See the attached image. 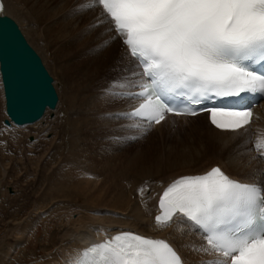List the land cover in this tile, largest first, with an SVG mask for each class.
Wrapping results in <instances>:
<instances>
[{
  "label": "bare ground",
  "instance_id": "6f19581e",
  "mask_svg": "<svg viewBox=\"0 0 264 264\" xmlns=\"http://www.w3.org/2000/svg\"><path fill=\"white\" fill-rule=\"evenodd\" d=\"M1 2H3L5 5L4 12L10 14L17 21L23 34L27 37L28 41L33 45V47L34 45L36 46L34 47L35 49L41 51L43 49L45 52L47 50H53L55 57H57V60L60 61V66L65 69L66 74L67 71L73 70L77 76L82 78V75L84 73L83 71H85L83 70V68L89 66L85 64H88L89 62L91 63V61L98 57L99 54H106L107 75L113 74L112 76H114V78L110 79L111 81H119L120 79H116L115 77H118L120 74H122V76L126 75V77H129V79L139 78L133 77L131 75L132 73L140 72L141 70L135 67V59L129 55L128 51L126 50L125 46L122 44L120 39L115 38L110 41V38L116 37L117 34L115 31L109 30L112 26L110 25L109 20L107 19L103 10L97 3H94V0H1ZM84 4H94V6L91 7L92 9H94V11L91 12L92 10L90 11V8L87 10H79V6ZM102 37H105L107 38V41H110V46H120V54L123 61V65L121 68L120 56L116 52V48L104 46V42L101 40ZM44 51H42V55L45 54ZM48 55L50 56L51 54ZM42 59L44 63L47 62V60L44 61V57ZM47 63H50V60ZM50 67L49 70L51 71ZM128 67L129 70L126 72V69ZM91 69L93 70V68ZM81 70L83 71L81 72ZM93 75L92 77L96 76ZM92 80L94 79L90 78L87 81H89L90 83L94 82ZM124 83V81H119L116 84V86H118L119 88H116L115 85L114 87H111L115 89V91L113 92L118 93L134 91L135 88L121 87V84ZM89 86L90 85H88V87ZM60 89H63L60 90L62 92L65 91L64 88ZM74 89L75 88L71 84L68 89L69 94H66L67 92L65 91L63 94H66V96H62L63 98H66L65 102L69 105L67 108L73 107L75 110L77 109L75 113L71 114H74L73 116H69V114L71 113L69 112L70 109H68L69 114L65 115L63 113L62 116V118L64 117V119H62L64 125L67 122L69 123V125H72L74 127V130L71 132L73 133V135L70 134L71 144H68L70 145L71 150H68L69 153H65L67 156H61V151H59L60 149L54 150L48 155L46 153L48 150L45 151L43 148H40V150L38 151H36L37 149L32 150V146L30 145L31 143L28 144L29 147L27 148L31 149L32 151L29 154L23 152L27 156L30 155V160L28 162L29 164L34 165L33 174L37 173V175L35 174L37 176L36 178L32 174L34 176L33 180L36 181L37 184L40 182L42 183V181L47 183L43 189L44 196H42L41 200H39V202L42 201V203L40 202L41 205H38L39 202L35 204V207L31 210L26 221L16 222L17 227L16 231H14V237L17 239V241L19 240V242H24L26 239H28L30 235H32V229H34L36 221L41 218L44 213L46 214L47 212V210H45V205L49 202H52V204H54V207L48 208V212L54 213V211H58L57 214L59 215L57 222L51 228V232L46 235L47 238H45L46 242L44 243V247H47L48 249L46 252V255L48 254V258L45 262H40V264H75V259L78 257L79 253L81 252L82 248L88 240H99L104 235H109L110 233L119 229H128L146 235L150 238L166 240L178 251V253L185 261V264H198V262L200 261L212 260L214 258L219 257L220 253L218 252L209 251L205 253L203 251L193 250V246L207 247L206 238L197 228L194 229L192 225L186 223L183 218L174 217L170 225L161 226L158 225L153 219V215L158 211L157 198L160 188H162V186L166 185V183L170 182L172 179L179 175L199 172L201 170L206 171L210 169L213 164L221 165L224 168L225 172H227L231 176L242 178V180L256 182L264 181V147H261L260 145V148H258L261 155V158L259 160L254 155L255 153L251 152L249 150V147L245 146L247 127L245 126L244 128L236 131L215 128L212 124L208 122L206 114L204 112L197 113L196 115L191 116L167 114L163 121H161L159 124L155 123L154 125L151 123H145L144 121L139 120L136 117H123V119L121 120L119 119L120 117L114 114L117 111L128 112L127 110L133 107L139 101L138 99L117 98L114 96V93L111 92L110 94L100 95H91L94 94L91 93L87 94V96L85 94L84 96L82 95L83 92L81 91V95H78L79 97H77L76 93H79V91H77L76 89L77 92L75 93ZM0 96L2 98L1 85ZM58 99L53 108L45 107L42 114L32 122L23 123L20 125L12 123L9 126H4L2 121H0V186L4 184V180L6 178L12 177V175L22 180V175L19 174L20 171L19 169H17V165L21 166L22 154L21 150L17 148L18 143L15 144V140L18 138L16 137V134L18 132L14 130H28V128L30 127L34 128L35 125H37L38 127V124H40L41 121L40 119L43 117L44 120V117L48 114V112H59L58 108H60L59 106L64 100L60 101ZM108 99L113 100V102L112 104H109V107L107 105L105 107V100L107 101ZM2 100L0 102H2ZM98 107L99 110L97 109L94 113H98L99 111L104 112L102 115H100L101 118H97L98 120H101L99 121V124H103V126H98L100 128H98V131L101 132V129L106 128V124H111L107 126L110 127L108 129L109 132H112V134H117V132L121 133V129H126L127 127H129L130 129L127 128L129 130V134L139 137L141 134L136 132H142L144 128L160 129V127L164 124L167 127L169 126L168 124L170 123V118H178L179 120L177 121L175 128H171L172 132L177 129L178 133L176 132L175 134H172L171 141L169 140V142L176 144L171 145L175 147L171 148L172 153L168 156L169 161L173 162L171 163V166L168 169L164 168L162 166L163 161H161L160 164L156 165L159 167H148L147 169L144 168L143 171H137L136 178L131 179L129 178L130 176H128V180H126L125 183L122 181L124 185L118 184L117 179L116 181H114L115 177L112 176L113 181L111 182L108 180L111 183L110 185H107V182H105L107 187L103 185H98V187L95 188L97 186H95V183L94 185L92 184L88 185L87 187H81L79 181L81 180L80 176H83V171L80 174L79 170H84L87 168V165L85 164L86 162L81 159L84 158L82 157V153L83 155H85L84 153H86L85 150L88 148V145H92L89 144V138H91L92 135H95L93 133L89 136L88 134L92 131L85 132L82 128L87 126V128L89 127L90 130L93 129L92 127L94 126V124L96 125V122L98 120L95 122L94 120L92 121L91 119L93 118L91 113ZM100 107H102V109H100ZM65 109L66 108H64V110ZM254 111L259 112V114L262 116L260 118V129L264 131V98L260 99L255 104V106L253 107V113ZM108 113H111L113 115L108 116ZM88 114L89 117H91V119H89V122L86 117L88 116ZM255 115L256 114H253L252 120L254 119ZM95 116H97V114ZM124 118L127 121H125ZM45 120L44 124L45 122L47 123V121ZM112 121H116L118 123L117 128L112 126ZM49 122L50 121H48V125L45 124L46 126H43L42 124V126L39 125L38 128H34L35 130L33 131V133L36 139V142L34 143L35 145H45L47 143L45 133L52 129L55 131L54 126H57V124L55 123V121L53 123ZM133 124L137 125V127H131V125ZM4 127L6 128V130H8L7 127H10L9 130L12 129L9 133V135L11 136V141L8 150L3 148V142L1 141V137L2 135H4ZM96 129L94 127V130ZM30 130L32 131V129H29L28 132ZM64 130L65 129H63V131ZM180 132L184 133L183 137L180 136ZM4 136L2 137V139L4 138ZM94 140L98 141V138ZM95 141L94 144L96 143ZM101 141L104 140L102 139L100 140V142ZM53 142L54 138L48 143L51 145V143ZM263 142L264 140H260L257 143L261 144ZM62 144L64 145L63 141ZM96 146L97 145L95 144V148ZM241 146L243 147L242 155L238 153V151L241 150ZM67 148L69 149V147ZM246 149H248L249 152H247ZM101 150H99L100 152L98 151L100 155ZM87 151L94 152L93 150L89 149ZM90 154L92 153H89V155ZM245 154H248V158L244 157ZM97 155L99 154L97 153ZM100 155L95 157H93V155V158L91 157V165H88L91 170L94 169L96 165H98L97 161L98 163H100ZM171 155L173 156L171 157ZM198 155L214 156L213 161L208 159L205 162H201L200 164L196 165L195 167L191 166L190 162H194V160L196 159L195 157H197ZM6 157H9L10 160H6ZM88 158L86 157V159ZM90 160L88 159V161ZM258 161L260 162V164H258ZM181 163L186 164L183 165L186 168H181ZM110 164L104 165L107 171H109L107 166L109 165L110 167ZM114 165L116 166V164ZM101 166L103 165L101 164ZM113 166H111V168ZM129 167L132 168L131 166ZM96 170L99 171L97 167ZM102 170L106 172L105 169ZM126 170L124 171L127 173ZM123 172L120 173L123 174ZM78 173L80 174V176L78 175ZM88 173H91V171H88ZM107 173L108 172H106V174ZM110 173L112 175L114 174V172L112 173L111 171ZM115 174H117V172ZM123 178L125 177L123 176ZM90 179L88 181H91ZM136 186V190L138 191H135ZM110 187L112 190H114V193L112 190L110 191V189L107 190V188ZM147 190H149L148 193H146ZM148 194H150L148 199L149 201H146L147 199H145V197H147ZM79 195L82 196L85 205L79 206L78 208H75L74 205H72V207H68L70 201L68 199L75 200V198H77ZM54 199L56 200V203H53ZM57 199L62 200L60 202H63L65 200L66 202H64L68 206L65 207L61 206L62 204H57ZM70 204H72V202H70ZM104 212L105 214H102ZM5 247V249L3 246L0 247V264H14L13 262H10V259L13 257V252L16 250L17 247H15L14 250L11 245L6 244ZM50 247H53V250L49 249ZM6 257L8 258L6 259ZM20 264L23 263L20 262Z\"/></svg>",
  "mask_w": 264,
  "mask_h": 264
},
{
  "label": "snow or ice",
  "instance_id": "6c2138e0",
  "mask_svg": "<svg viewBox=\"0 0 264 264\" xmlns=\"http://www.w3.org/2000/svg\"><path fill=\"white\" fill-rule=\"evenodd\" d=\"M102 6L112 27L123 37L138 79L121 78V87L140 91L114 93L117 98H143L131 112L118 117H140L159 124L165 113L196 115L193 107L170 106L174 96L199 105L213 95L264 93V0H94ZM94 4L79 6L87 10ZM5 9L0 2V13ZM110 41H105L104 46ZM211 123L222 130L249 125L253 112L212 107ZM111 116L113 114H107ZM135 128L137 125L133 124ZM146 134V132H145ZM132 136L131 139H137ZM119 139V138H118ZM155 217L158 225L183 218L206 237L195 251L220 256L198 264H264V181L241 182L219 166L205 174L185 175L163 192ZM94 264H185L164 239L121 231L81 251ZM98 258V259H97ZM75 264H84L77 260Z\"/></svg>",
  "mask_w": 264,
  "mask_h": 264
},
{
  "label": "rangeland",
  "instance_id": "374dc122",
  "mask_svg": "<svg viewBox=\"0 0 264 264\" xmlns=\"http://www.w3.org/2000/svg\"><path fill=\"white\" fill-rule=\"evenodd\" d=\"M90 11L93 12L94 9L90 8ZM105 32H106V30H105ZM119 39H120V37H119ZM101 40L103 42H105V41H107V38H105V37L103 38L102 37ZM34 47H36V46L34 45ZM107 47L116 48V52L120 56V63H121L120 68H121L122 65H123V61H122V57H121V54H120V46L119 45H116V46L111 45L110 46L109 43H108L107 44ZM36 50L39 52V54H40L41 57L42 56L44 57V61L47 60V62H49V60H50V63L45 62V64L48 67L47 69H48L50 75L52 76V82H53V85H54V87L56 89V92L58 94V98H59L58 100H60V101L61 100H64V101H62L64 103L61 102V105L62 106L61 105L59 106L60 107V108H58L59 109V112L50 111L44 117L45 119L47 118L46 120L44 119L45 121H47V123L45 122L46 125H48V121H50L49 123H53L55 121V123L57 124V126L56 125L54 126L55 127V131L52 129V130L47 131L45 133V138L47 139V143L45 145L41 144L42 145L41 146L39 144H36L37 145L36 146L34 144L36 142V139H35V136H34V133H33V131L35 130L34 129L35 127L38 128L39 125L40 126H42V124H43V126L45 125L44 124L43 117L40 119L41 121H40V124H38V127H37V125H35L34 128L33 127L28 128V130L29 129H32V131L31 130L29 131L31 133H29L28 130H25V129H21V130L16 129V130H14V131H17L18 132V133L16 132L17 133L16 134V137L19 138V139L17 138L18 140L17 139L15 140V144L18 143L17 144V146H18L17 148L19 150H21V154H22L21 166H18L17 165V169H19V171H20L19 174L22 175V180L18 179L16 176L12 175V177L6 178L8 180L5 179L4 180L5 181L4 184L0 186V247L3 246L4 249H5L6 248L5 247L6 244L7 245H11L12 248H13V250H14L15 247H17L16 250L13 252L14 253L13 254V257L14 258L12 257L10 259V262H13L14 264L15 263L16 264H18V263L20 264V262L23 263V264H38V263L40 264V262L42 263L43 261L45 262L47 260L48 254L46 255V252H47L48 249H47V247H44L45 246L44 243L46 242L45 238H47L46 235H48L51 232V228L57 222L58 215H59V214H57L58 211H54V213L53 212L52 213L48 212L49 211L48 208L54 207V204H52V202H49V203H47L45 205L46 207L44 206L45 207V210H47L48 213L47 212H46V214L44 213L41 216V218H39L36 221L35 227H34V229H32V233H31L32 235H30L28 237V239H26L24 242H19V240L17 241V239L14 237V231H16V227H17V223L16 222H20V221L21 222H24V221L27 220V217L29 216L31 210L35 207V204L38 203L39 200H41V197L42 196H44L43 195V189H44V186L47 183V182L42 181V183L40 182V183L37 184L36 181L33 180L34 176H35V178L37 177L36 176L37 173H34L33 174L34 165L29 164V162H28L30 160V155L27 156L24 153H28L29 154L33 149L34 150L37 149L36 151H38V150H40V148L41 149L43 148L45 151L48 150L46 152L47 155H48V154L52 153L54 150H57V149L59 150L60 149L59 151H61L60 152L61 153V156H63V155L67 156L66 154L69 153L68 150H71L70 145H68V144H71L70 143V140H71V135L70 134L73 135V133H71V132L74 130V127L72 125H69V123H67V122L64 125L63 124L64 122L62 120V119H64V117L62 118V116H63V113L65 115H67V114H69V112H71L69 114V116H73L74 114L73 115H71V114L72 113H75L76 110H77V109L75 110L73 107L72 108L71 107L67 108L69 105L65 102L66 98H63L64 96H66V94H69L68 93L69 86L72 84V86L75 88L74 89L75 93L77 91H79V93H76V96L77 97H79L81 95V92H83L82 95H84V96H85V94L87 96V94H91V93H94V94H91V95H95V94L96 95H100V94H110V92L111 93H114L113 91H115V89H113L111 87H114V85H115L116 88H119L118 86H116V84L119 81L123 82V80L121 78L126 77V75L122 76V74H120L118 77L117 76L115 77L116 79L119 78L120 79L119 81H111L110 80L111 78H114V76H112L113 74L107 75V58H106V54H99L100 56L98 55V57H96L95 59H93L91 61V63L88 61L89 63L88 64L86 63L85 65H89V66H86L85 68H83V70H85V71L81 70V72L82 71L84 72L83 75H82V78H81V77L77 76L73 70L72 71H70V70L67 71V74L69 73L67 75L66 72H65V69H63V67L60 66L61 63H60V61L57 60L58 58L55 57V55L53 53V50H51V51L47 50L45 52L42 49V51L45 52L44 55H42L43 52L41 50H38V49H36ZM48 54H51V55L49 56ZM45 55H46V59H45ZM49 57H52L53 59L52 58H49ZM97 60H99V61H97ZM53 62H54V64H53ZM57 63H59V64H57ZM55 66H57V67H55ZM49 67H50L51 71L49 70ZM58 67L60 68V70H59ZM91 68H93V70ZM128 70H129V67L126 69V72ZM91 74L92 75L94 74L93 76H95V75L96 76L95 77H92ZM83 77H86V78H83ZM90 78L91 79H94L92 81H94L96 84L94 82H91L92 83L91 84L89 81H87ZM93 83H94V85H93ZM86 84H88L90 86L88 87V85H86ZM78 85L80 86L81 90H80V88H79ZM87 87H88V89H87ZM60 88H64V90L67 93L64 95L63 93L65 91L64 92L60 91V90H63V89H60ZM76 89H77V91H76ZM110 90H112V91H110ZM61 92H62V94H61ZM111 95H113V94H111ZM1 100H2V98L0 96V101ZM112 102H113V100H110V99H108L107 101L105 100V103H104L105 107H106V105L109 107V104L110 103L112 104ZM0 103L3 105V100ZM1 104H0V106H1L0 107V121H1V118L4 116V114H3L4 113L3 106ZM261 106H262V104H261ZM64 108L67 109V110L65 109L67 112H68V109H70V111L67 113L64 110ZM97 109L99 110V107L96 108L95 110H93L92 113H91L93 119H91V117H89V114H88V116L85 115L87 117V119H88V122H89V119H91L92 121L94 120V122H95L99 118H101L100 115H102L104 112L99 111L98 113H94ZM100 109H102V107H100ZM94 114L95 115L97 114V116H95ZM261 117L262 116L259 114V112H256V115L254 117V120H253L252 124L250 126H248V128L246 129L247 132H246V145L245 146L246 147H249V150L251 152L255 153L254 155L256 156L257 159L259 158V150H258V148H260V145H261V147H264V142L261 143V144L257 143L260 140H264V131L262 129H260V126H261V124H260V120L261 119L260 118ZM119 119L122 120L123 117H120ZM124 120L127 121L125 118H124ZM178 120H179L178 118H172V119L170 118V123L168 124L170 126V128H169V126L166 127L165 124L163 126H161L160 129H156V128H154V129L153 128L152 129L151 128H144V130L142 132L141 131L140 132H136V133L141 134L139 136V138H137V139H131V137L132 136H135V135H130L129 134V130H128V129H130L129 127H127L128 129L126 128L127 130L125 128L121 129V133H119V132L116 131L117 134L116 133H113L112 134V132L111 131L109 132V129H108V128H110L108 126L111 125V124H106V128L101 129V132L98 131L100 129L98 126H100V125L103 126L102 123L99 124V121H101V120H98L96 122V125L94 124V126L92 127L93 129H91V130L89 129V127L87 128V126H85L84 128H82L85 132L86 131L87 132L92 131V132H90L91 134L90 133L88 134L89 136L92 135L93 133L95 135L94 136L92 135V137L89 138L90 139L89 140L90 143L89 142L88 143L89 144H92V145L91 146L88 145V148L85 150L86 153H84L85 155H83V153H82V157H84V158H81V159H83V161L86 162L85 164L87 165V168L89 170L86 168L87 169V173H86V169H84V170L83 169H80L79 170L80 172L78 171L80 174L83 171L82 172L83 176H80V174L78 173V175L81 177V180L83 181V184H82V181L81 180L79 181L81 187H84V186L87 187L88 185H92V184L94 185V183H95V186L96 185L97 186L96 187L94 186V187L97 188L98 185L106 186V183L105 182H107V185H110L111 183L109 181H111V182L113 181L112 180V176L115 177V180L114 181H116V179H117L118 184L124 185L125 181L128 180V176H130L129 178H131V179L132 178H136V175H137L136 172L137 171H140V170L143 171L144 168L147 169L148 167L149 168L159 167V166H156V165L160 164L161 161H163L162 162V166L164 168H167L168 169L171 166V163H173V162H170L169 159H168L169 158L168 156L172 153L171 152V148L172 147H175V146H171V145H176L174 143L169 142V140L171 141V138H172L171 135L172 134H175L176 132L178 133L177 129H175L172 132L171 131V128H175ZM190 121H192V120H190ZM186 122H188V121H186ZM111 123H112V126L113 127H116L117 128L118 123L116 121H112ZM66 126H67V128H66ZM96 126H97V129H96ZM94 127H95L96 130H94ZM9 128L7 127L8 130H6V128L4 127L3 133H4L5 136L1 134L2 137L4 136L3 139L1 137V141L3 142L2 143L3 144V148L6 149V150L9 149V147H10V141H11V136L9 135V133H10V131L12 129L9 130ZM62 128L65 129V130L63 131ZM85 128H86V130H85ZM7 131H9V132H7ZM59 131H61V132H59ZM145 132H146V134H145ZM6 134H7V136H6ZM179 134H180L181 137L184 136V133H181L180 132ZM61 135H62V137H61ZM64 135H66V136H64ZM96 137L98 138V141H95L94 140V139H97ZM53 138H54V142H53L54 144L51 143V145H50L48 142L50 140H52ZM102 139L104 141H101L100 142V140H102ZM62 141H63L64 145L62 144ZM94 141L96 142L95 144L98 146V147L96 146V148H95ZM99 142H100V144H99ZM28 144H30L32 146L31 147L32 150L27 148V147H29ZM247 145H249V146H247ZM67 147H69V149ZM88 149L89 150H93L94 152H91V151L88 152L87 151ZM240 149L241 150H239L238 153L240 155H242L243 147L241 146ZM99 150H101V155L99 153L100 152ZM246 151L249 152L248 149H246ZM102 152H103V155H102ZM89 153H92L94 156L92 154L89 155ZM97 153L100 155L99 158H100L101 161H99L100 163H98V161H97V164L98 165H96L95 168L91 170L90 167H89L91 165V160L90 159H91L92 156L93 157L99 156V155H97ZM172 156L173 155H171V157ZM86 157L87 158L90 157V158H88L90 161H88V159H86ZM101 157H102V159H101ZM213 157L214 156L198 155L197 157H195L197 160L195 159L194 162H190V164H191V166H194L195 167L196 165L200 164L201 162L203 163V162H205L208 159H210V160L213 161ZM244 157L245 158H248V154H245ZM5 159L8 160V161L10 160L9 157H6ZM111 161L113 162V164H112ZM195 161H197V162H195ZM104 162H105V164H104ZM125 162H127V163H125ZM132 162L136 166V168L132 164ZM194 163H196V164H194ZM101 164L103 166H101ZM107 164H110V167H109V165L107 166V168L109 169V171H107L106 167L104 166V165H107ZM114 164H116L117 167ZM258 164H260L259 161H258ZM124 165H126L127 167L124 166ZM172 165H174V164H172ZM180 165H182L181 168H186V167L183 166V165H186V164L181 163ZM98 166L100 167V169H99ZM111 166H113V167L111 168ZM129 166H131L132 168H130ZM96 167L98 168V170L100 171V173H99V171L96 170ZM124 167H126L127 170ZM102 169H105L106 172H108V173L106 174V172L104 170H102ZM121 169H123V170H121ZM128 169H129V171H128ZM124 170H126L127 173ZM88 171L89 172L91 171L92 174L91 173H88ZM110 171L112 173L114 172V174L112 175L110 173ZM116 172H117V174H115ZM120 172H123V174L120 173ZM84 174L86 176H88V177H86ZM125 174H126V176H125ZM21 175H19V176H21ZM110 175H111V179H110ZM115 175L118 176V177H116ZM123 176L125 178H123ZM88 178L89 179L91 178L90 179L91 181H88L89 180ZM122 178H123V180H122ZM23 179H25V180H23ZM83 179H85V180H83ZM86 179H87V181H86ZM87 182H89V183H87ZM136 188H137V186L135 187V191H138V190H136ZM109 189H110V191L112 190L111 187L110 188H107V190H109ZM112 191L114 193V190H112ZM148 191L149 190H147L146 193H148ZM149 196H150V194H148V196L145 197V199H147L146 201H149L148 200L149 199ZM57 200L59 201V202L57 201V204H62L61 206H65V207L68 206V205H69L68 207H70V206L72 207V205H74L75 208H78L79 206L85 205L84 204V201H83V198L80 195L77 198H75V200L74 199H72V200L71 199H68V200H70L68 205L65 204V202H66L65 200H64L65 202L64 201L63 202H60L62 200H59V199H57ZM40 202L42 203V201H40ZM40 202L38 203V205L40 204ZM70 202H72V204H70ZM53 203H56V200L55 199H54ZM105 212L102 213V214H105ZM51 219H53V220H51ZM46 220H47V222H46ZM52 248L53 247H50L49 249H52ZM11 251H12V249H11ZM8 256H10V255H8ZM7 258L8 257H6V259Z\"/></svg>",
  "mask_w": 264,
  "mask_h": 264
},
{
  "label": "water",
  "instance_id": "95a60500",
  "mask_svg": "<svg viewBox=\"0 0 264 264\" xmlns=\"http://www.w3.org/2000/svg\"><path fill=\"white\" fill-rule=\"evenodd\" d=\"M0 72L5 109L12 119L17 113L21 118L30 116L34 112L32 107L42 103L44 97L48 99L42 107L45 102L53 104L55 95L49 84L50 76L15 22L6 15H0ZM3 121L9 123L6 118Z\"/></svg>",
  "mask_w": 264,
  "mask_h": 264
}]
</instances>
